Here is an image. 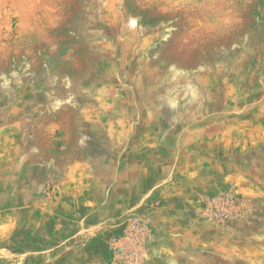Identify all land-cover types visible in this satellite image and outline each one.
<instances>
[{
	"label": "rangeland",
	"instance_id": "374dc122",
	"mask_svg": "<svg viewBox=\"0 0 264 264\" xmlns=\"http://www.w3.org/2000/svg\"><path fill=\"white\" fill-rule=\"evenodd\" d=\"M180 159L217 178L160 264H264V0H0V264H148Z\"/></svg>",
	"mask_w": 264,
	"mask_h": 264
},
{
	"label": "crops",
	"instance_id": "0c3cea01",
	"mask_svg": "<svg viewBox=\"0 0 264 264\" xmlns=\"http://www.w3.org/2000/svg\"><path fill=\"white\" fill-rule=\"evenodd\" d=\"M195 130L198 133V138H200L199 134L201 135L206 134L205 133L206 130L204 128H201V126H196ZM182 134H184V132ZM214 134L217 135V133ZM223 142H225V139L221 138V139H217L215 141V144L216 146L220 147L221 145L224 144ZM152 144L153 143L143 142L140 146L142 148H146L149 150L153 148ZM183 146L184 145L182 144V147ZM188 148H194V143L191 146L188 145ZM177 164L178 165L182 164L183 167H185L183 173L175 172L176 174L175 177L173 178H172V173L171 174L169 173L170 176L165 175L162 180L150 184L145 189L144 193L141 195L143 197L141 203H143L144 201L147 202L148 199H149V201L147 202L148 204L149 202L154 203L152 201L159 203V206L148 207V209H150V212L152 213L150 214L154 217L157 228L160 231H162V233L165 235L164 238L167 239L166 240L163 237H160V239L158 240L159 244H157L151 260L147 262L148 264H160L162 262L164 263L170 262L171 261L169 257L170 253L176 251L177 248L180 249L187 248L189 242L195 240L196 235L194 233H188V230H190L188 223L190 221V218H187L183 214H180L179 210L182 211V209H180L178 205L175 204L174 201L177 200L178 198H184L186 200L196 198L197 196H199V194L204 193L206 190H208L207 184L209 183H206V181L211 182L210 180H214L217 178V175H213L211 169H207L210 167L206 165L204 161L199 162L194 160L191 163V162H181L180 159V162L175 163V165ZM81 165H84L85 169L87 167L88 169H91L89 167H91L92 163H90V161L87 160L72 164L70 163L68 164L66 173L63 175V177L61 176V178L67 180L68 177H73V175L76 174V171H79ZM172 165L173 164H171V166ZM204 167L206 168L203 169ZM206 171L208 173H206ZM86 176H88V178H92L91 181H93V179L96 176V172H92L91 170L90 173L86 174ZM111 191H112V187H109L106 192L107 196L110 194ZM63 192H66V194L70 193V189L69 188L68 190L67 189L60 190V188L58 189L59 195H61ZM90 213L91 212L84 213L82 216H80L79 219H77V217H74L72 219L69 218L70 220L76 221L78 224L74 225L76 226V228H74L73 231L70 232V234L66 237L67 239L64 240L63 243L61 242L59 246H61L64 243L70 244L71 242H77V237L82 233L83 234L87 233L90 235L92 229L91 227L95 228L98 226L97 223V224H93L94 226H91L90 228L85 227V225L88 226L90 224L89 219L91 218L92 215ZM183 213L186 214L184 210ZM75 214L76 213H72V216H75ZM174 214L178 215L180 217L178 218L179 221L183 223L180 224L178 222L179 230L177 232H179L180 235H178L177 238L180 239V241H182L181 243L185 242L186 243L185 245H179L175 241V237H171L172 235L176 234V233L173 234L174 230L170 228L172 226L171 225L173 221L172 216Z\"/></svg>",
	"mask_w": 264,
	"mask_h": 264
},
{
	"label": "built area",
	"instance_id": "2783aa9c",
	"mask_svg": "<svg viewBox=\"0 0 264 264\" xmlns=\"http://www.w3.org/2000/svg\"><path fill=\"white\" fill-rule=\"evenodd\" d=\"M139 228L146 229L144 225L139 224L137 221L131 223L125 230L124 234L121 237H113L112 242L115 244L118 239H121L122 237L124 238H129V239H134L135 231Z\"/></svg>",
	"mask_w": 264,
	"mask_h": 264
}]
</instances>
